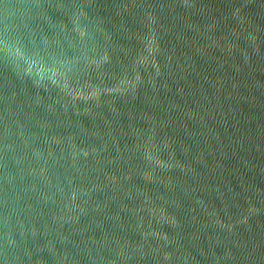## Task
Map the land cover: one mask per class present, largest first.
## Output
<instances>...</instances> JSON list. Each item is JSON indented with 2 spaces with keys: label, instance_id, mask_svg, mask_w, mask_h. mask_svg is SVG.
I'll return each instance as SVG.
<instances>
[{
  "label": "water",
  "instance_id": "1",
  "mask_svg": "<svg viewBox=\"0 0 264 264\" xmlns=\"http://www.w3.org/2000/svg\"><path fill=\"white\" fill-rule=\"evenodd\" d=\"M0 264H264V0H0Z\"/></svg>",
  "mask_w": 264,
  "mask_h": 264
}]
</instances>
